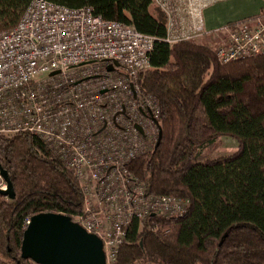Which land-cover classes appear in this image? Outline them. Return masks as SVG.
<instances>
[{
    "label": "trees",
    "instance_id": "16d2710c",
    "mask_svg": "<svg viewBox=\"0 0 264 264\" xmlns=\"http://www.w3.org/2000/svg\"><path fill=\"white\" fill-rule=\"evenodd\" d=\"M30 1L0 0V33L17 26ZM46 1L90 7L156 39L140 84L158 103L160 141L128 170L148 194L183 199L187 210L149 217L141 228L131 221L118 264H264V55L220 64L205 45H168L166 17L152 0ZM222 137L236 151L212 159ZM0 170L14 192L0 197V264H32L20 258L25 219L73 220L82 212L81 189L29 134L0 137Z\"/></svg>",
    "mask_w": 264,
    "mask_h": 264
},
{
    "label": "built area",
    "instance_id": "2783aa9c",
    "mask_svg": "<svg viewBox=\"0 0 264 264\" xmlns=\"http://www.w3.org/2000/svg\"><path fill=\"white\" fill-rule=\"evenodd\" d=\"M214 1L152 0L166 17L163 42L206 35L203 11ZM221 33L226 36L214 49L220 64L264 55V13ZM155 41L131 25L95 16L90 7L46 0H31L17 26L0 33V137L37 138L75 178L83 208L72 222L102 242L106 264H118L131 221L142 226L152 215L167 220L187 210L181 199L148 194L128 170L153 150L152 129L158 138V103L140 84ZM87 65L93 66L82 76L71 70ZM42 75L48 78L34 82ZM94 75L98 79L81 80ZM136 123L143 125L141 134ZM6 190L0 173V191Z\"/></svg>",
    "mask_w": 264,
    "mask_h": 264
},
{
    "label": "water",
    "instance_id": "95a60500",
    "mask_svg": "<svg viewBox=\"0 0 264 264\" xmlns=\"http://www.w3.org/2000/svg\"><path fill=\"white\" fill-rule=\"evenodd\" d=\"M112 70V66L107 68L108 72ZM137 129L142 132L139 127ZM159 141L160 135L157 145ZM0 173L7 184V190L0 191V197L13 199L14 192L8 177L1 170ZM20 258L32 264H106L102 242L96 236L86 233L69 217L53 213L30 218L23 232Z\"/></svg>",
    "mask_w": 264,
    "mask_h": 264
},
{
    "label": "crops",
    "instance_id": "0c3cea01",
    "mask_svg": "<svg viewBox=\"0 0 264 264\" xmlns=\"http://www.w3.org/2000/svg\"><path fill=\"white\" fill-rule=\"evenodd\" d=\"M262 13H264V0H215L203 11L204 28L207 34L198 40L222 34L225 27L257 17ZM142 126L141 123H136L134 128L138 131L137 127H139L143 132ZM142 132L138 131L139 134Z\"/></svg>",
    "mask_w": 264,
    "mask_h": 264
},
{
    "label": "rangeland",
    "instance_id": "374dc122",
    "mask_svg": "<svg viewBox=\"0 0 264 264\" xmlns=\"http://www.w3.org/2000/svg\"><path fill=\"white\" fill-rule=\"evenodd\" d=\"M225 36L226 35H224V34H215V35H211V36L205 37L203 39H200V40H198L197 42H194V43L195 44H199V45H205V46L209 47L211 50L212 49L214 50L222 42V40H224ZM92 66L93 65H87V66H84V67L74 68V69H71V70L75 71L74 72L75 75H81L82 76V73L80 71H82L85 68L92 67ZM92 77H94V78H92V79L89 78L88 80H86L87 78H82L81 77V80L83 82L92 81L93 79H98L97 77H99V75H94ZM47 78H48V75L38 76L35 79L34 82H39V81L47 79ZM96 82H98V81H96ZM96 82L93 83V84H97ZM95 86L97 87L98 85H95ZM151 133H152L151 142H153V141H155L157 139V131L155 129L154 130L152 129ZM235 151H236L235 142L232 139H230V138L222 137V138L219 139L217 146L213 150H211L209 152V154H210V157L212 159H216V158H220V157L230 156ZM178 199H180V198H178ZM181 200H183V199H181ZM140 228H141V226H140Z\"/></svg>",
    "mask_w": 264,
    "mask_h": 264
}]
</instances>
